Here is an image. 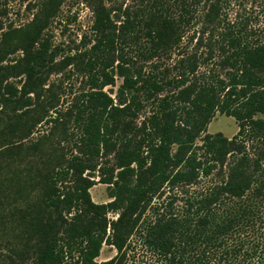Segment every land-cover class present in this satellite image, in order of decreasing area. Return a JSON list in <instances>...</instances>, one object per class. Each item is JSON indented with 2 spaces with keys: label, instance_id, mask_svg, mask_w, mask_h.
I'll use <instances>...</instances> for the list:
<instances>
[{
  "label": "trees",
  "instance_id": "16d2710c",
  "mask_svg": "<svg viewBox=\"0 0 264 264\" xmlns=\"http://www.w3.org/2000/svg\"><path fill=\"white\" fill-rule=\"evenodd\" d=\"M62 1L45 0L22 26L2 30L0 23V113L7 121L0 153L12 157L21 148L36 150L37 143L23 147V141L47 119L66 115L78 128L69 154L42 158L44 165L12 190V198L26 205L0 210V228L13 226L22 242L21 249L11 248L9 264L27 259V264H113L156 195L165 187L193 184L224 163L225 178L203 194L187 196L186 213H156L145 241L165 264H264V25H250L245 14L227 18L232 0H203L202 20L210 35L206 56L186 53L174 63V74L157 61L143 71L121 45L141 37L137 54L159 61L179 46L202 1L146 0L131 9L83 0L94 15L93 39L63 63L79 66L89 88L64 114L58 110L51 117L54 106L47 103L34 115L33 100L42 97L49 74L58 69L44 32ZM213 57L220 71L199 73V64ZM115 75L122 83L113 97L104 87L113 85ZM10 78H19V85ZM145 102L152 109L137 124ZM216 112L236 119L232 137L206 131ZM96 172L111 187L105 203L90 196ZM35 185L40 192L31 200ZM109 212L116 218H108ZM102 244L117 253L98 263Z\"/></svg>",
  "mask_w": 264,
  "mask_h": 264
},
{
  "label": "rangeland",
  "instance_id": "374dc122",
  "mask_svg": "<svg viewBox=\"0 0 264 264\" xmlns=\"http://www.w3.org/2000/svg\"><path fill=\"white\" fill-rule=\"evenodd\" d=\"M45 0H0V23H2V30L9 27H19L27 24L37 13L39 14L42 3ZM196 7L195 17L191 19L190 23L185 27V33L177 48L171 53L162 56L159 61L157 59L145 61L137 54L140 45L143 46V38L137 40H126L123 43L122 49L125 54L132 57L138 65L142 66L143 71L153 68V62L163 68L167 66L170 68V73L176 72L174 63L178 62L179 58L186 53H196L202 59L206 56V42L210 36L205 25L206 22L202 20L203 4ZM233 1V6L225 9L226 16L232 19L236 13L246 15L250 19V25L263 26L264 13L260 9L264 4V0L247 1L243 5H239L238 1ZM109 6H128L131 9L142 7L146 4V0H107ZM94 15L92 9L83 0H63L58 7L55 15L50 19V22L45 30V35L49 38V42L54 50V62L57 63L58 69L49 74L48 79L43 87L42 97L33 100L31 105L32 111L29 113H41L45 104L54 106L49 110L48 114L51 117L58 116V110L64 114L67 110L73 108L80 94L88 90L86 74L81 71L79 66L75 64L64 65L63 61L68 55H74L79 51H83L90 46V40L93 39L91 26ZM0 30V32L2 31ZM215 33V31L213 32ZM199 39V41H197ZM93 42V41H92ZM142 48V47H141ZM20 53L9 57V61L16 58ZM216 53H214L215 55ZM75 56V55H74ZM216 57L206 60L199 64L198 72H207L211 70L220 71L215 67ZM10 81L19 85V78H10ZM122 83V77L115 75L113 85L104 87L107 93L113 97L116 96L118 88ZM152 109L149 102H145L144 107L139 111V115L135 122L139 124L144 117H146ZM1 110V106H0ZM6 111V108H3ZM61 116V115H59ZM48 118V117H47ZM29 118L28 121H30ZM42 121L32 129V134L24 141L23 147L28 144L37 143L36 150L29 148H21L22 150L15 156H5L0 153V178L10 177L12 182L4 181L0 187V210L8 213L14 207H24L26 202L21 199H13L15 194L12 190L18 186H23L28 175L33 174L36 166L44 165L42 158L51 156L52 158H59L60 154L66 152L69 154L70 146H72L75 134L78 133V128L75 127L72 117L62 115L56 122ZM6 116L4 112L0 113V146L4 144L6 137L3 130L6 125ZM238 129L236 119L223 113L216 112L215 116L207 124L206 131L211 134L221 133L228 138L232 137ZM74 135V136H73ZM12 139H18L17 135L12 136ZM197 144L201 141L197 140ZM0 147V152L3 150ZM68 148V149H67ZM67 149V150H66ZM202 149H199V151ZM108 165L114 162L113 154L107 156ZM229 161V156L226 157ZM45 163V162H44ZM225 163L223 166L216 165L211 173L205 175L200 174L198 180L188 186H179L177 188L165 187L152 200L151 207H148L143 214L136 231L130 236L126 242L123 254L117 255V260L113 264H165L163 258L145 241V232L148 223L153 221L156 213L165 214H184L187 212V196H197L201 193L207 192L216 183L221 182L226 175ZM95 184L89 189L91 199L97 203H105L109 201L111 187L99 181L98 173L93 174ZM17 183V184H16ZM40 192V187L35 185L29 191V199L35 200ZM108 218H116L114 212L107 213ZM16 229L8 223L0 228V262L4 261L9 264L8 256L11 255V248H22V242L15 236ZM117 251L114 247L107 244H102L99 256L95 259L98 263L107 261L116 255ZM27 259L26 264L30 263ZM200 264V263H198ZM216 264V262H214Z\"/></svg>",
  "mask_w": 264,
  "mask_h": 264
}]
</instances>
